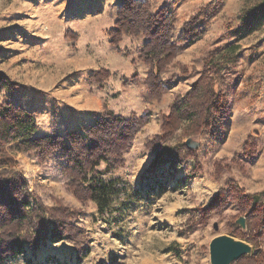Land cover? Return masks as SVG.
<instances>
[{
	"label": "rangeland",
	"instance_id": "1",
	"mask_svg": "<svg viewBox=\"0 0 264 264\" xmlns=\"http://www.w3.org/2000/svg\"><path fill=\"white\" fill-rule=\"evenodd\" d=\"M140 1L149 2L152 13L166 6L176 19L172 41L185 40L161 75L166 91L160 98L145 85L151 69L140 55L147 40L126 36L118 47L110 43L120 0H0V74L6 77L0 103L34 112L38 137H65L93 126L106 112L146 117L121 155L124 164L107 175L146 198L129 206L121 234L105 224L92 202L72 193L64 155L41 161L34 152L10 149L14 171L33 196L30 208L39 202L58 217L74 212L71 224L82 232L78 240H49L35 253L26 245L3 264H211L212 240L229 236L240 218L247 228L246 215L234 202L211 214L206 225L193 211L209 207L232 183L243 190L242 197L264 192V0H223L197 24L203 34L195 40L185 36L186 24L214 0ZM226 53L237 61L216 80L225 99L212 128L192 136L182 125L170 141L190 144L191 136L197 161L167 164L149 174L154 154L147 143L162 134V117L189 94L206 61ZM103 75L102 82L95 81ZM250 138L256 141L254 154L246 152ZM197 163L200 172L193 173ZM261 248L264 252V239Z\"/></svg>",
	"mask_w": 264,
	"mask_h": 264
},
{
	"label": "trees",
	"instance_id": "2",
	"mask_svg": "<svg viewBox=\"0 0 264 264\" xmlns=\"http://www.w3.org/2000/svg\"><path fill=\"white\" fill-rule=\"evenodd\" d=\"M120 2L118 19L108 31L110 43L118 47L126 36H143L147 40L140 55L141 60L151 69L145 85L152 97L160 98L166 91L161 75L175 60L178 46L185 43V40L181 39L177 43L172 41L176 19L166 6L152 13L149 2ZM222 2L214 0L199 15H195L186 24L185 36L191 40L202 36L203 32L197 28V24L208 20L218 11ZM261 7L264 18V5ZM236 61L229 53L222 54L220 59L206 61L202 75L189 94L178 98L170 112L162 117V134L147 143V149L154 154L149 174L155 176L167 164L174 167L185 164L189 159H197V146L195 148L191 136L187 137L191 140L190 144L180 141L173 145L170 141L176 139V133L182 125H187L185 133L192 136L212 128L225 99L217 90L219 80H216L226 65ZM105 78V75L98 76L95 81L102 82ZM4 81L6 77L0 74V87L5 84ZM145 118L125 119L113 112H106L93 126L69 132L65 137L58 134L38 137L34 112L11 102L0 103V264L19 255L26 245L35 253L41 246L45 247L49 240H78L82 232L71 224L75 219L74 212L64 211L58 217L52 209L39 202L30 208L33 196L23 176L14 171L16 162L10 149L23 154L34 152L41 161L56 153L64 155L68 161L64 168L71 180L72 193L83 201L92 202L105 224H111L121 234L124 232L123 225L129 206H134L136 200L144 201L146 198L142 197V193L136 197L134 189L130 190L120 179L107 175L124 164L121 155L132 144ZM255 145V139L250 138L246 152L254 154ZM102 165L104 169L100 170ZM198 172L200 165L197 163L193 173ZM232 184L231 190H221L209 207L194 210L193 215L202 225H206L215 211H221L230 202L237 203L241 213L246 215L247 228L243 230L233 221L229 236L246 241L257 253L242 257L233 264H263L261 244L264 239V192L242 197L243 190L235 183ZM120 234L115 235L122 241ZM78 251L83 252L79 248Z\"/></svg>",
	"mask_w": 264,
	"mask_h": 264
},
{
	"label": "water",
	"instance_id": "3",
	"mask_svg": "<svg viewBox=\"0 0 264 264\" xmlns=\"http://www.w3.org/2000/svg\"><path fill=\"white\" fill-rule=\"evenodd\" d=\"M236 223L246 230L245 218H240ZM253 253L257 252L250 244L227 235L216 237L210 244L211 264H233Z\"/></svg>",
	"mask_w": 264,
	"mask_h": 264
},
{
	"label": "bare ground",
	"instance_id": "4",
	"mask_svg": "<svg viewBox=\"0 0 264 264\" xmlns=\"http://www.w3.org/2000/svg\"><path fill=\"white\" fill-rule=\"evenodd\" d=\"M44 255H45V254L41 255V258H42V259H45ZM42 259H41V260H42Z\"/></svg>",
	"mask_w": 264,
	"mask_h": 264
}]
</instances>
